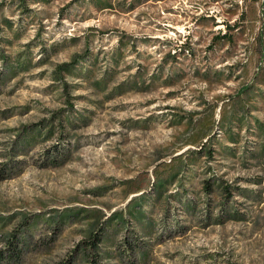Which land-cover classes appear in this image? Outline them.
<instances>
[{
    "label": "rangeland",
    "instance_id": "obj_1",
    "mask_svg": "<svg viewBox=\"0 0 264 264\" xmlns=\"http://www.w3.org/2000/svg\"><path fill=\"white\" fill-rule=\"evenodd\" d=\"M12 239L13 264H264V0H0Z\"/></svg>",
    "mask_w": 264,
    "mask_h": 264
},
{
    "label": "trees",
    "instance_id": "obj_2",
    "mask_svg": "<svg viewBox=\"0 0 264 264\" xmlns=\"http://www.w3.org/2000/svg\"><path fill=\"white\" fill-rule=\"evenodd\" d=\"M100 233L93 235L86 245L83 247V251L96 250L100 242ZM9 246L7 251L0 253V264H13L19 258V250L16 240L12 239L8 242ZM88 264H98V259L95 255L89 256L87 258Z\"/></svg>",
    "mask_w": 264,
    "mask_h": 264
}]
</instances>
